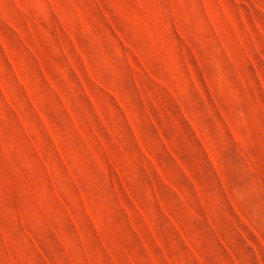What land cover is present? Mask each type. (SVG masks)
Listing matches in <instances>:
<instances>
[{
    "label": "rangeland",
    "instance_id": "374dc122",
    "mask_svg": "<svg viewBox=\"0 0 264 264\" xmlns=\"http://www.w3.org/2000/svg\"><path fill=\"white\" fill-rule=\"evenodd\" d=\"M0 264H264V0H0Z\"/></svg>",
    "mask_w": 264,
    "mask_h": 264
}]
</instances>
